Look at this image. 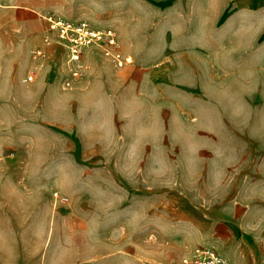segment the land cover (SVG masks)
<instances>
[{
    "label": "rangeland",
    "instance_id": "374dc122",
    "mask_svg": "<svg viewBox=\"0 0 264 264\" xmlns=\"http://www.w3.org/2000/svg\"><path fill=\"white\" fill-rule=\"evenodd\" d=\"M161 1L0 0V86L9 92L0 97V264H176L198 246L220 254L207 214L228 196L264 212V10L253 0H168L162 13L154 5ZM49 17L113 28L129 63L128 49L157 61L167 18L190 45L217 55L201 57V90L171 85L164 106L143 74L132 92L139 116L122 123L94 115L88 103L67 106V50ZM116 27L136 41L124 43ZM116 163H133L138 188L150 180L153 195L127 201ZM56 192L68 203H56Z\"/></svg>",
    "mask_w": 264,
    "mask_h": 264
},
{
    "label": "crops",
    "instance_id": "0c3cea01",
    "mask_svg": "<svg viewBox=\"0 0 264 264\" xmlns=\"http://www.w3.org/2000/svg\"><path fill=\"white\" fill-rule=\"evenodd\" d=\"M253 1L255 4L253 9L264 10V0ZM154 5L160 7L162 13L169 11L170 4L168 0H162L156 4L154 3ZM163 22L162 26L165 34L162 38L161 53L156 61L157 63L153 62V59L149 62H142L137 52L128 49V53H132L136 59L135 63H129L125 68H117L112 61L104 57L101 51L99 52L94 48L85 50L83 57L86 66V78L75 81L72 88H65L63 84V90L67 91L65 93L67 106L73 107V105L78 104L83 107L88 103L94 115H101L104 112L105 114L108 113L107 115L112 114L122 123H130L135 122L136 117L139 116L137 115L138 112L133 110V108H137V105L136 100L132 99V92L143 80V74L148 75L144 82L146 87L151 89L156 87V90H161V95L158 94V98H161L162 106H164L163 102H168V91L171 85H173L172 88L181 91H192L194 93L201 90V67L199 62L202 60L203 54L209 56L210 59L214 57V51L210 47L208 52H202L200 47L190 45V40L187 39L188 37L186 38L180 24L176 29L171 30L169 19H164ZM116 28L119 30L120 38L124 43L136 41L135 36L125 33L119 27ZM258 31L260 37L264 33V25ZM241 41L244 42L245 39H241ZM55 50V53L48 59H52V61L60 59L58 58V46ZM208 69L207 73L211 74L213 71L217 79V67L212 70L210 66ZM108 73L110 74V80L106 77ZM155 75H158V77L155 78ZM48 89L53 90L52 85ZM37 90L40 91L39 88ZM5 91L8 92V88L0 86V93ZM93 92H98L100 97H97L98 99L93 98ZM8 96L9 92L3 95L0 94V97L5 100ZM150 97H152L151 94ZM143 111L146 116L149 114L150 121L153 122L154 110L151 104L142 106ZM157 117L159 118V113ZM147 120L148 118L145 117V122ZM161 138L159 137L158 140ZM114 148L119 149L117 151L119 154L149 153L148 147L135 150L133 147ZM163 149L160 150L162 153H164ZM114 170L116 171L115 177H117L115 183L119 187L117 190L126 194L127 201H131L139 195H153L154 191L151 190L153 186L150 180H146V189L138 188V179L134 173L137 169L134 168L133 163L128 165L116 163ZM120 171L123 173H118ZM148 181L150 182L148 183ZM245 202L240 198L239 200L236 198L230 199L228 196L224 208H215L207 214L211 233L210 244L214 245L218 251L221 250L223 253L219 251L220 254L230 264H264V223L257 221L264 218V212H257L251 207L250 202H248L250 206ZM190 212L196 211L193 209Z\"/></svg>",
    "mask_w": 264,
    "mask_h": 264
},
{
    "label": "built area",
    "instance_id": "2783aa9c",
    "mask_svg": "<svg viewBox=\"0 0 264 264\" xmlns=\"http://www.w3.org/2000/svg\"><path fill=\"white\" fill-rule=\"evenodd\" d=\"M49 31L54 34L58 43L67 50V64L69 77L65 80V88H72L73 83L80 80L86 71L84 52L89 48L100 50L106 59L114 63L117 68H124L130 62L121 49L118 33L113 28L99 30L93 28L88 22H71L61 19L47 18ZM49 44V38L45 39ZM43 51H37V56ZM34 75L27 80L33 81ZM54 200L59 204H67L69 198L56 192ZM176 264H230L214 248L198 246L182 257Z\"/></svg>",
    "mask_w": 264,
    "mask_h": 264
}]
</instances>
